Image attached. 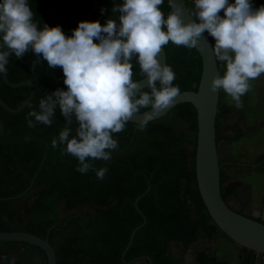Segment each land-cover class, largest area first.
Segmentation results:
<instances>
[{"label":"trees","instance_id":"16d2710c","mask_svg":"<svg viewBox=\"0 0 264 264\" xmlns=\"http://www.w3.org/2000/svg\"><path fill=\"white\" fill-rule=\"evenodd\" d=\"M28 4L39 27L45 23L50 27L59 25L66 35H71L82 20H98L104 24L108 18L118 16L111 12L115 4L110 0H28ZM161 7L165 15L171 10L168 0H164ZM209 37L214 45V39ZM164 48L167 64L176 73L174 84L179 86L180 92L197 91L202 74L198 50L178 47L171 42ZM218 66L220 70L223 67L219 62ZM6 67L10 82L32 81L38 90L32 102L19 113H10L0 105V119L5 127L0 136V232L49 236L58 264H131L129 262L142 256L150 257L152 264H183L184 255L189 246L199 240L200 231L211 241L219 228L209 215L197 184L198 114L192 103H181L172 111H178L181 120L194 132V139L184 133L177 134L170 124L160 119L148 123L141 143L130 150L138 124L128 122L124 131L113 134L118 141L115 151L123 154L108 162L93 161L97 169L108 168L104 179L100 180L94 171L78 172L77 159L62 154L63 145L51 147V140L65 126L59 109L51 126L37 124L29 128L27 125L25 117L31 110H39L40 99L57 88L66 90L62 69H50L47 61L31 50L19 59L10 56ZM134 73V79L143 78L138 65L134 66ZM31 91L30 86L9 87L0 74V99L10 107L23 104ZM143 111L146 110L141 109ZM229 114L230 108L222 102L220 94L217 144L221 139L230 141L247 133L242 122H237V134H221L220 120ZM72 127L74 130L75 123ZM187 145L192 147L191 154ZM239 185L238 181L225 184L221 174V194L227 204L229 197L236 195ZM148 187L150 190L138 201L147 222L136 232L124 263L122 254L130 236L144 220L135 200ZM62 202L67 211L83 206L93 207L94 211L88 214L86 222L71 214L59 224L58 207ZM71 227L75 232L66 235L58 248L53 237ZM0 245H21L30 257L40 252L47 264L45 253L36 246L23 242H0ZM174 249L182 252L180 258L175 257ZM242 255V264H256V252L242 247ZM196 260L197 264H221L211 247L198 252ZM140 261L149 264L147 260ZM0 264H4V259H0Z\"/></svg>","mask_w":264,"mask_h":264},{"label":"clouds","instance_id":"9594fccd","mask_svg":"<svg viewBox=\"0 0 264 264\" xmlns=\"http://www.w3.org/2000/svg\"><path fill=\"white\" fill-rule=\"evenodd\" d=\"M168 2L171 10L165 15L164 0H123L111 9L116 18L104 24L82 20L66 35L59 25L39 27L28 0H0V74L8 72L10 56L19 59L29 50L42 56L50 69H62L66 90L47 94L39 100V110H31L25 119L29 128L51 126L59 109L65 126L51 147L63 145L62 154L77 159L81 174L91 170L104 179L108 168L97 169L93 161L111 160L118 148L113 134L136 117L138 130L144 131L152 116L171 107L180 95L175 71L161 62L169 42L200 49L207 32L215 41L210 46L214 58L224 69L211 78L209 88L223 90L238 109L252 81L264 75V5L194 0V10L186 12L180 0ZM186 13L190 19L185 20ZM135 65L143 80L134 79Z\"/></svg>","mask_w":264,"mask_h":264},{"label":"water","instance_id":"95a60500","mask_svg":"<svg viewBox=\"0 0 264 264\" xmlns=\"http://www.w3.org/2000/svg\"><path fill=\"white\" fill-rule=\"evenodd\" d=\"M110 1L115 5L123 3V0ZM180 2L184 4L186 12H189L190 9L187 5V0H180ZM187 19H190V17L186 13L185 20ZM211 45L213 44L210 37L207 32H205L204 37L200 42V49H197L202 59V74L197 91L186 90L180 92V95L176 98L171 107L165 109L158 115L154 114L149 122H155L162 119L181 103L189 102L194 105L198 114L196 177L198 188L207 211L214 224H216L219 230L226 234L231 240L238 243L243 248H247L256 253L264 254V222L234 210L229 204H227L221 194V168L216 132V118L221 90L219 92H212L209 88L211 78L217 74V72L220 73V68L211 51ZM161 62L167 64L165 48L161 53ZM2 75L6 85L11 88H18L22 86H30L32 88L30 96L23 104L16 108L10 107L2 99H0V105L6 111L10 113H19L23 111L36 96L38 90L37 85L32 81L12 83L9 81L7 73ZM143 79L144 78L141 80ZM143 83L146 85V78ZM145 88L147 87L145 86L143 90ZM138 119L139 117H136L129 122L138 124ZM4 129V123L0 119V136L3 134ZM28 189L25 192H27ZM149 190L150 187H148L146 192L141 194L135 200V206L141 214L142 212L138 207V201ZM142 216L144 219L142 224L133 230L129 243L122 254V261L124 263H126L125 255L133 243L136 232L140 228L144 227L147 222L146 217L143 214ZM0 242H23L36 246L45 253L47 257V264H58L57 253L54 246L49 241V236L41 238L35 234L21 231L0 232ZM140 260H147L149 264H152L151 258L147 256H142L129 263L136 264Z\"/></svg>","mask_w":264,"mask_h":264},{"label":"crops","instance_id":"0c3cea01","mask_svg":"<svg viewBox=\"0 0 264 264\" xmlns=\"http://www.w3.org/2000/svg\"><path fill=\"white\" fill-rule=\"evenodd\" d=\"M252 4L255 8H258L264 5V0H252ZM249 94L248 108L260 109L264 107V75L252 81V89ZM225 104L229 105L228 103ZM261 127L254 133H251V129L245 127L247 133L230 140V142H224V162H219L221 163V174L225 184L240 182L236 195L229 197V205L240 213L264 222V143L261 147H258L256 157L252 161L249 160V157L252 155L253 150L249 148L250 146H246L251 135L260 138L261 143L264 142V124H261ZM238 132L236 130V133L232 135ZM243 145L246 148L242 147ZM229 146L232 147L231 152ZM199 237L196 243L189 246L184 255L183 264H186L187 256L190 260L194 259L192 264H197V253L207 247L213 249L217 261L221 264H242V247L221 230L212 237L211 241L207 239L202 231H200ZM256 264H264V259L258 256Z\"/></svg>","mask_w":264,"mask_h":264},{"label":"rangeland","instance_id":"374dc122","mask_svg":"<svg viewBox=\"0 0 264 264\" xmlns=\"http://www.w3.org/2000/svg\"><path fill=\"white\" fill-rule=\"evenodd\" d=\"M188 5L190 6V8L192 10H194V0H187ZM221 15H223V12H221ZM223 67L220 70V74H223ZM221 97H222V102L223 103H228L229 108H230V114L226 117L223 118L222 120H220V126H221V134L224 135H232L233 133H236L237 127H236V123L237 122H242V124L251 129V133H254L257 129H260L261 124H264V107L260 108V109H255V108H248V104H249V99H250V94L249 92L246 93L243 97H242V101H243V107L238 109L234 106V102L233 103H229V99L230 97H227L226 94L223 92V90L220 91ZM245 106H247L246 108H244ZM239 119H245V120H241L239 121ZM162 121L170 124L174 130L176 131L177 134L180 133H184L186 134L188 137L190 138H195V134L194 132L191 130V128L188 126V124L186 122H184L183 120H181V118L179 117L178 111L174 110L171 111L169 114H167L165 117H163L161 119ZM261 123V124H260ZM263 126V125H262ZM262 128V127H261ZM147 129V127H146ZM146 129L144 131H140L137 129V133L135 136V139L133 141L132 147L130 150L136 148L142 141ZM253 130V131H252ZM250 133V134H251ZM250 141L246 144V146H250L249 148H251L252 151V155L249 157V160L252 161L255 159L256 157V150H258V147H261V145H263L264 142L261 143V139L257 138L256 136H250ZM224 142H230L229 140H225V139H221L219 141V148H218V155H219V161L222 163L224 162ZM246 142V140H245ZM242 147L246 148L245 145H243ZM187 150L188 152L191 154L192 153V147L190 145H187ZM230 148V152L232 147L229 146ZM123 154V152L121 151H112V157L114 156H119ZM192 209L194 208V205L192 204V202H189ZM94 211L93 207L90 206H83V207H78L72 211H67L65 206H64V202H62L60 204V206L58 207V223L61 224L63 222V220L71 215H77L80 217V219L83 222H86L88 219V214L92 213ZM74 228L71 227L69 229H67L63 234L60 235H55L53 237V242L55 243V245L59 248L60 243L62 242L63 238L68 235V234H72L74 233ZM192 250V248H191ZM174 255L178 258L181 257L182 252L179 250L174 249ZM4 257H7V259H4ZM0 259H4V264H10L11 261L14 260V264H45V257L42 253L37 252L35 253V255H33V257H30V254L26 252V250L24 249L23 246L21 245H0ZM187 262L186 264H192L193 260H190L187 256L186 258ZM136 264H145L144 261H138Z\"/></svg>","mask_w":264,"mask_h":264},{"label":"built area","instance_id":"2783aa9c","mask_svg":"<svg viewBox=\"0 0 264 264\" xmlns=\"http://www.w3.org/2000/svg\"><path fill=\"white\" fill-rule=\"evenodd\" d=\"M260 256L262 259H264V254L262 253H257V257Z\"/></svg>","mask_w":264,"mask_h":264}]
</instances>
